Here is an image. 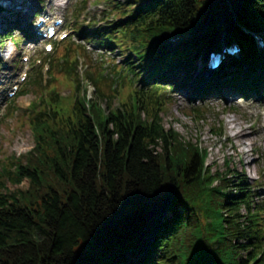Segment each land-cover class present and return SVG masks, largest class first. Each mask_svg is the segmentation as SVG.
Listing matches in <instances>:
<instances>
[{"label": "trees", "instance_id": "trees-1", "mask_svg": "<svg viewBox=\"0 0 264 264\" xmlns=\"http://www.w3.org/2000/svg\"><path fill=\"white\" fill-rule=\"evenodd\" d=\"M107 2L106 25L89 38L121 50L136 87L115 107L112 84L95 80L89 98L74 74L78 48L62 45L70 65L56 72L68 74L75 94L64 98L58 78L39 89L27 109L35 146L0 165V264H264V200L246 171L233 173L228 161L227 171L213 172L206 149L166 127L171 98L162 86L167 80L189 97L220 83L258 91L264 50L254 34L264 31V0ZM8 12L0 5L1 43L22 29ZM175 34L185 37L166 44ZM225 42L241 53L194 77L196 62ZM41 79L34 72L8 116ZM214 128L222 137V125Z\"/></svg>", "mask_w": 264, "mask_h": 264}, {"label": "rangeland", "instance_id": "rangeland-1", "mask_svg": "<svg viewBox=\"0 0 264 264\" xmlns=\"http://www.w3.org/2000/svg\"><path fill=\"white\" fill-rule=\"evenodd\" d=\"M12 1L6 3L5 7H8ZM23 1L14 3V7L12 6L11 9L7 8L11 13L8 15L9 17L16 16L17 19L21 20L22 29L14 32V40L17 44H14L11 40H6L4 43L0 42V103H2L0 108L2 113V119L0 118L2 120L0 122V164L14 155L18 157L26 155L36 144L26 116V109L38 99L36 89H31L26 96L19 98L17 102L18 111L13 117L5 115L9 103V101L7 103V100L11 98L9 94L12 86L18 79L20 80L22 73L26 71V67H31L33 63L37 62V59L49 62L50 56L55 53L54 51L47 54L40 37L38 38L42 29H44V27L38 29L39 19L51 21L55 17L63 16L67 24L73 26L75 29L74 38L70 39L80 43L87 49L84 48L86 56L80 60L77 74L81 76V80L87 86L89 93H92L94 84L90 82L89 78L84 77L86 64L91 65L89 68L90 75L95 78L100 77L104 71L102 76L104 82L110 84L114 79L112 71H109L113 67L110 63L114 65V61L118 62L122 59L121 52L118 50L115 53L116 55L109 59L110 61L105 60L106 62H104L100 55L106 53L95 49L90 50L89 43L81 41V37L78 35V31L82 30L92 32L94 24H105L103 17H105V13L110 12L107 0H89L87 9H84L81 16H79L77 10H79L83 0ZM74 9L78 12L76 16H72ZM78 16L79 18L76 21L75 18ZM4 18H0V29L4 25L2 23L5 22ZM179 42L174 45H178ZM55 46L57 48L58 43L55 42ZM56 56L57 58L60 57V55ZM24 57L30 58L29 62H25ZM103 64L108 65L107 69L104 70L106 66ZM42 73L43 84H46L50 79V75L44 70ZM55 75L57 76V74ZM166 76L168 78L174 77L170 73H166ZM184 76V73L179 74L180 82L184 81ZM58 78L63 95L70 96L71 88L68 85L66 76L62 74ZM25 82L22 83V86L26 84ZM164 86H167V82H164ZM103 87L106 92H110L109 86L103 85ZM130 87L131 82H128V84L125 82L123 89L119 85L116 89L117 92L111 91L116 97L113 106L119 107L120 100L124 99ZM260 90L262 91L254 92L253 95L255 96L247 95L243 97L242 92L221 86L220 83L217 89H210L207 95L202 98L198 96L188 97L185 92L176 89L171 93L169 92L172 99L167 110L163 113V119L166 127L175 128L183 137L198 142L202 149L208 151L206 164L212 168L213 172L227 171L228 161L233 167V173L246 171L248 179L253 182L257 189V200H264V84L261 85ZM198 110L201 115L203 114L200 117L198 116ZM219 125L223 127L222 137L213 130L215 129L214 126L218 127ZM231 126H235L232 131ZM239 127L240 130L252 133L251 138L246 137L243 141L235 138L234 133ZM243 152H247L249 155L245 157ZM28 185V181L24 180L22 187L27 188ZM8 188L13 190L15 186L8 183Z\"/></svg>", "mask_w": 264, "mask_h": 264}, {"label": "bare ground", "instance_id": "bare-ground-1", "mask_svg": "<svg viewBox=\"0 0 264 264\" xmlns=\"http://www.w3.org/2000/svg\"><path fill=\"white\" fill-rule=\"evenodd\" d=\"M26 1V0H25ZM20 3V2H24L23 0H13L10 4H9V8L11 9L12 8V6L14 7V3ZM232 128H235V126H231V131H232ZM251 136H252V133H247L246 131H243V130H240V127L238 128V129H236V131H235V133H234V137L235 138H237L238 140H240V141H243V139H245L246 137L247 138H251ZM243 155L245 156V157H247L248 155H249V153H247V152H243ZM263 197H264V194H263Z\"/></svg>", "mask_w": 264, "mask_h": 264}]
</instances>
